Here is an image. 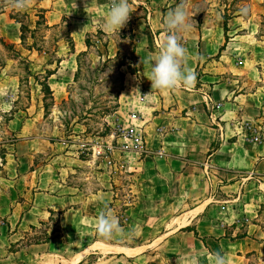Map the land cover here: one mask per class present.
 I'll return each instance as SVG.
<instances>
[{
	"label": "crops",
	"instance_id": "obj_1",
	"mask_svg": "<svg viewBox=\"0 0 264 264\" xmlns=\"http://www.w3.org/2000/svg\"><path fill=\"white\" fill-rule=\"evenodd\" d=\"M213 15L204 13L201 26L184 32L196 77L189 87L152 89L150 64L142 62L158 52L164 30L154 41L149 29L150 43L138 35L137 45L145 43L136 46L140 77L131 74L122 92L127 104L144 103L128 119L143 139L124 150L123 172L133 180L125 206L112 165L91 190L88 180L72 177L79 159L59 149L61 142L46 143L37 124L17 114L8 121L7 133L17 138L0 144V264H212L217 252L229 264L264 260V140L250 143L242 128L246 120L259 122L264 139L261 72L237 54L238 35L226 41L222 14ZM84 39H76L77 48ZM50 146L52 156L37 163ZM105 207L121 228L108 239L96 230ZM52 217L55 233L48 229L50 239L37 241Z\"/></svg>",
	"mask_w": 264,
	"mask_h": 264
},
{
	"label": "rangeland",
	"instance_id": "obj_2",
	"mask_svg": "<svg viewBox=\"0 0 264 264\" xmlns=\"http://www.w3.org/2000/svg\"><path fill=\"white\" fill-rule=\"evenodd\" d=\"M37 2L32 0L30 7ZM185 2L189 16L193 19V26H201L205 21L204 13L207 12L212 15L211 19L214 18L213 14L217 16L226 14L230 17L227 40L238 35L235 40L241 45L237 54L259 68L262 80L256 85L264 87V0H185ZM108 3L109 0H43L39 5L48 9L49 25L38 27L35 39L28 35L26 44L20 38V24L10 16L12 8L0 4V144L17 138L7 133L5 129L14 109L19 117L30 121L33 126L37 124L36 134L41 135L46 143L61 142L62 148L59 149L66 148L72 157L79 159L75 162L76 166H72L74 169L72 177H75L76 183L84 184L88 180L90 189L94 190L98 188L96 181L100 177L108 178V170L112 165L117 171L115 177L118 183L121 181L118 186L121 188L119 197L125 206L133 199L129 191L133 180H129L123 172L127 155L124 150L127 145L133 144L131 140L133 134L137 135L136 130L129 126L128 119H131L129 114L139 113L144 105L139 98L137 100L132 98L131 104H127L128 94L122 92L126 86H130L132 73L128 65L131 70L137 69L139 72L140 57L134 54L137 52L136 46L145 45V43L135 45V38L128 28L129 22L131 20L137 34L143 37L146 43L152 42L150 35L145 36L149 34V29L153 35L152 40L155 41V35L159 36L158 32L164 30V15L174 9L180 0H129L132 13L126 25L120 29L121 31L126 28V34L116 31L107 32L110 36H105L97 33V30L103 27ZM85 4L89 5L87 12ZM3 12L5 16L2 15ZM30 12L32 19H37L34 16L35 11ZM63 15L70 17L75 44L78 37L85 38L86 33L90 32L96 46L88 48L83 42L82 46L79 45L78 48L75 46L76 54L70 55L68 45L63 39L66 37L67 23L62 22L61 26H53L60 22ZM90 18L100 22L90 27L88 21ZM32 27L34 28V25ZM179 35L183 44L184 32ZM59 38L60 41H57ZM33 41H36V49L30 51L27 45ZM105 42H108L106 46L103 45ZM81 51L87 53L82 57L81 70L75 78L78 69L76 56ZM56 56L65 59L57 73L49 78L53 96L47 100L52 104L49 113L45 114L42 85L37 79L42 81L47 68L57 67L55 62L48 64L50 59L55 61ZM122 61L126 62V65L121 67ZM26 67L38 74L37 79L29 75ZM127 74L129 80L125 85ZM138 76L140 77V73ZM123 85L124 89L121 90ZM9 106L10 114L3 113V109ZM262 117L264 120V113ZM31 132L35 130L32 129ZM114 132L116 135H113ZM50 148L49 152L37 156L35 161L40 164L46 163L48 157L52 156V146ZM81 158L86 161H81ZM52 219L54 220L52 224L42 228V236L50 235L47 230L56 228L57 218ZM262 224L264 226V212ZM249 264H264V260L252 256Z\"/></svg>",
	"mask_w": 264,
	"mask_h": 264
},
{
	"label": "clouds",
	"instance_id": "obj_3",
	"mask_svg": "<svg viewBox=\"0 0 264 264\" xmlns=\"http://www.w3.org/2000/svg\"><path fill=\"white\" fill-rule=\"evenodd\" d=\"M0 4L16 10H25L32 5V0H0ZM89 5L85 4L87 12ZM132 13L129 0H109L103 27L107 32L120 31ZM164 36L158 46V52L142 63L150 64L152 89H174L178 86L189 87L195 81L194 71L187 66L188 51L181 43L180 33L188 32L193 27V19L189 16L185 0L169 10L163 17ZM154 62V63H153ZM96 230L99 236L111 238L121 232L119 221L110 209L105 207L98 214ZM212 264H229L226 255L213 253Z\"/></svg>",
	"mask_w": 264,
	"mask_h": 264
},
{
	"label": "trees",
	"instance_id": "obj_4",
	"mask_svg": "<svg viewBox=\"0 0 264 264\" xmlns=\"http://www.w3.org/2000/svg\"><path fill=\"white\" fill-rule=\"evenodd\" d=\"M37 1L38 2L35 5L25 9L23 12H20L19 10H16V9H13V8H12V11H10L11 18L14 19L16 21V23L20 24V31H21L20 38H21L22 42H24V44H26V40L29 38L28 35L35 39L36 30H37L38 27H40L42 25H45V26L49 25V21L47 19L48 9L39 5L41 3V1H43V0H37ZM30 10H34L35 11L34 16H36L37 19H35V20L32 19V13L30 12ZM222 16H223V22H224V30H225V35H226V41H228L227 40V31H228L230 17H228L226 14H224ZM62 22H66L67 23V26H66L67 27L66 37L63 38V39H65V41H66V43L68 45L69 53H70V55L72 53L76 54V50H75L76 44H75V39H74V36H73V33H72V22L70 20V17L68 15H63L61 20H60V22L54 24L53 26L54 27L61 26ZM129 24L130 25L128 26V28H129L130 32L133 34V36L135 38L134 39V41H135L134 43L136 45V43L139 41L137 30L131 24V20H130ZM32 25H34V28L32 27ZM126 31H127L126 28H124L120 32H122L125 35ZM97 33H100V34L105 35V36H110L107 32H105L101 28H99L97 30ZM91 36L92 35L90 34V32L86 33L85 44H86V46L88 48L91 47V46H96V43H94V40L92 39ZM60 39L61 38L57 39V41H60ZM107 44H108V42H105L103 45L106 46ZM27 48L30 51L33 50V49H36V41H33V43L27 45ZM56 48H57V46H56ZM224 48H225V45H223L221 47L220 52L215 57H219L220 54H221V51ZM55 51L57 52V49ZM86 53H87V51H81V52L77 53L76 60H77V64H78V69L75 72V78H77V76H78V74H79V72L81 70L82 57ZM134 54H136V52H134ZM64 59L65 58H63V57H57V56H56L55 61H52L50 59L48 61V64H52L53 62H55L57 64V67L54 68V69H48L47 68L46 69V74L44 75V79L42 81H39V79H37L38 74L33 73L31 71V69H29V67H26V70L29 73V75L34 76L37 79L38 83H40L42 85V93L44 94V96H43L44 109H45V112H46L45 114L49 113L50 105L52 104L51 101L48 102L47 100H48V98L52 99V96H53V90H52L51 85L49 83V78L52 75L57 73L61 62ZM124 65H126V62L122 61L120 63V66L122 67ZM128 68H129V71L132 74H135L137 76L139 75V72H138L137 69L131 70V67L129 65H128ZM122 89H124V85L121 87V90ZM15 113H16V111H14V109H12V113L10 114V118H8V121L11 120L12 118H14ZM0 153H1L2 158L5 160L6 149L5 148H0ZM84 158L86 159L87 157H84ZM55 231L56 230L53 229L52 230V234H54ZM49 239H50V235L49 234H45L42 237H40L39 239H37V241H40V240L47 241Z\"/></svg>",
	"mask_w": 264,
	"mask_h": 264
},
{
	"label": "built area",
	"instance_id": "obj_5",
	"mask_svg": "<svg viewBox=\"0 0 264 264\" xmlns=\"http://www.w3.org/2000/svg\"><path fill=\"white\" fill-rule=\"evenodd\" d=\"M242 128H243V131L247 135V140L250 143H254V144L263 143V140H264L263 139V128H262L261 123L253 121V120H246L244 121ZM159 130L160 132H162L163 128L161 127ZM113 135H116V132H114ZM132 138L137 140L136 145H140L142 143V139H143L142 134H137V136L133 134Z\"/></svg>",
	"mask_w": 264,
	"mask_h": 264
}]
</instances>
